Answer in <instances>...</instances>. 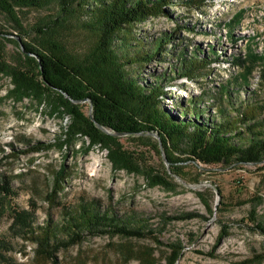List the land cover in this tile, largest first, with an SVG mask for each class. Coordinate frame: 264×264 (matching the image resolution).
<instances>
[{
	"label": "rangeland",
	"instance_id": "rangeland-1",
	"mask_svg": "<svg viewBox=\"0 0 264 264\" xmlns=\"http://www.w3.org/2000/svg\"><path fill=\"white\" fill-rule=\"evenodd\" d=\"M91 1L86 0V9ZM79 2L85 0H74L63 10L57 0L41 7H16L22 30L0 10V29L6 36L32 42L34 24L56 18L67 48L82 51L93 35L81 26L86 11ZM163 9L124 25L121 38L114 41L118 51L134 54L139 48L151 49L156 37L170 36L159 55L133 63L128 70H137L135 73L148 81L162 75L159 80L167 106L171 98L192 96L202 108L201 117L207 119H218L219 106H227L226 112L234 114L226 103L227 92L222 88L226 87L234 105L242 106L243 100L254 104L264 125L261 63H252L247 55L252 51L264 55V0H168ZM17 45L4 43V56L11 64L17 60ZM189 55H204L207 63L193 67L192 75H179L180 58ZM9 86L8 78L0 75V174L8 177L14 190V194L0 196V264L46 262L34 252L33 241L10 227L13 210H29L34 204L33 224L53 223L61 217L62 205L74 204L80 197H95L124 218L142 216L151 229L136 237L87 235L56 251L61 264H146L153 260L163 264L171 253L167 244L175 240L182 248L174 264H264V257L259 258L264 252V233L254 228V220L249 218L253 207L255 220L264 224L263 160L229 164L183 160V176L169 172L177 183L174 191L148 186L142 174L113 168L104 148L93 145L83 150L84 137L57 146L67 117L60 118L46 101L4 97ZM82 102V109L88 112V104ZM114 135L142 165L168 170L164 153H156L134 137ZM59 166H63L61 189L51 200L47 193ZM206 206L211 208L210 217ZM188 211L200 215L169 217ZM222 225L228 234L209 255Z\"/></svg>",
	"mask_w": 264,
	"mask_h": 264
},
{
	"label": "trees",
	"instance_id": "trees-1",
	"mask_svg": "<svg viewBox=\"0 0 264 264\" xmlns=\"http://www.w3.org/2000/svg\"><path fill=\"white\" fill-rule=\"evenodd\" d=\"M49 1L0 0V10L14 21L18 30H22L15 8L41 7ZM57 1L63 10L74 0ZM167 2L92 0L87 4L88 9L85 8L86 0L77 3L86 11V19L82 20L81 26L93 35L92 42L79 52L67 48L56 18L34 24L32 42L22 37L15 39L6 36V32L0 29V75H5L10 84L4 97L13 101L24 97L35 102L46 101L51 111L60 118L67 117V123L57 136V146L84 137L83 150L93 145L104 148L113 168L140 173L146 185H160L174 191L177 183L171 180L170 173L183 176L180 165L183 160L207 164L264 161V125L257 118L255 105L245 100L242 106L234 105L226 87H222L227 92L226 103L235 111L234 114L230 116L226 112L227 106H219L218 119H207L201 117L202 108L192 96L183 100L181 97L171 98V105L167 106L163 101L165 88L159 80L162 75L157 74L154 76L158 77L157 80L148 81L146 77L137 75V70L134 73L128 70L133 63H142L155 54L159 55L162 43L170 36L156 37L151 49L139 48L134 54L118 51L114 41L121 38L119 35L124 25L164 10L163 5ZM6 41L18 44L14 64L4 56ZM247 55L252 63L260 61L261 75L264 77V55L256 51ZM190 56L180 58L179 75H192L193 67L203 66L208 60L204 55ZM82 101L90 103V114L82 109ZM95 122L115 133L138 139L156 153L160 151L159 140L164 157L169 162L168 170L155 171L149 164L142 165L131 150L123 147L115 133L102 130ZM62 173L63 166H59L47 198L52 200L61 189ZM2 194H14L4 174H0V196ZM206 207L210 217L211 208ZM34 208L33 204L29 210H13L10 227L34 242V252L46 259L44 264H61L56 251L87 235L136 237L149 233L151 229L142 216L124 218L109 207L102 206L95 197H80L74 204L62 205L61 217L53 223L45 222L42 225L33 224ZM198 215L195 211H188L169 217L179 219ZM249 218L254 220L253 227L264 233V224L255 220L253 207L249 210ZM227 234L225 225H222L207 254L211 255L214 247ZM167 245L171 253L163 264H174L182 244L175 240ZM262 257L264 252L259 255V258ZM146 264L158 263L153 260Z\"/></svg>",
	"mask_w": 264,
	"mask_h": 264
},
{
	"label": "water",
	"instance_id": "water-1",
	"mask_svg": "<svg viewBox=\"0 0 264 264\" xmlns=\"http://www.w3.org/2000/svg\"><path fill=\"white\" fill-rule=\"evenodd\" d=\"M82 100H84V99H82ZM88 113L90 114V103H88ZM95 124L99 127V128H101L102 130H105V131H108V132H113V133H115L114 131H112V130H109V129H105L104 127H102L101 125H99L97 122H95ZM149 133H151V132H149ZM116 134H118V133H116ZM158 144H159V150H160V152L161 153H163V151H162V148H161V146H160V141L158 140ZM163 156V155H162ZM164 157V156H163ZM165 158V157H164Z\"/></svg>",
	"mask_w": 264,
	"mask_h": 264
}]
</instances>
